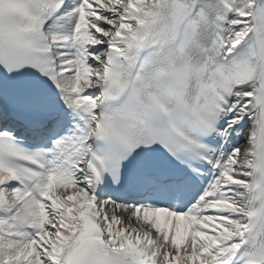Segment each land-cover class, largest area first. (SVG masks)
<instances>
[{"label":"snow or ice","instance_id":"snow-or-ice-1","mask_svg":"<svg viewBox=\"0 0 264 264\" xmlns=\"http://www.w3.org/2000/svg\"><path fill=\"white\" fill-rule=\"evenodd\" d=\"M0 264H264V0H0Z\"/></svg>","mask_w":264,"mask_h":264}]
</instances>
